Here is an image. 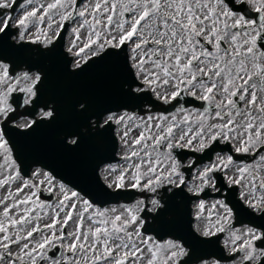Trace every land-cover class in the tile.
<instances>
[{
  "label": "snow or ice",
  "instance_id": "1",
  "mask_svg": "<svg viewBox=\"0 0 264 264\" xmlns=\"http://www.w3.org/2000/svg\"><path fill=\"white\" fill-rule=\"evenodd\" d=\"M25 3L0 0V264H264V0Z\"/></svg>",
  "mask_w": 264,
  "mask_h": 264
},
{
  "label": "water",
  "instance_id": "2",
  "mask_svg": "<svg viewBox=\"0 0 264 264\" xmlns=\"http://www.w3.org/2000/svg\"><path fill=\"white\" fill-rule=\"evenodd\" d=\"M94 86V80L92 78H85L80 82L77 83H73V84H69L66 86V92L71 95L72 93L76 92V91H86L89 90L90 88H92ZM65 116L66 118H70L71 117V112L70 109L68 108V106H65ZM45 135V139L51 143L53 140V134L51 133H46Z\"/></svg>",
  "mask_w": 264,
  "mask_h": 264
},
{
  "label": "flooded vegetation",
  "instance_id": "3",
  "mask_svg": "<svg viewBox=\"0 0 264 264\" xmlns=\"http://www.w3.org/2000/svg\"><path fill=\"white\" fill-rule=\"evenodd\" d=\"M21 5H25L26 6L25 0H17L16 11L13 12L14 15L20 10V6ZM72 26H73L72 24H69L68 25V29H70ZM70 39H71L70 32L68 30H66L65 34H64V45L65 46L67 45V43H68V41ZM180 99H181V102L183 103L184 97H181ZM187 107L191 108L192 105L188 104Z\"/></svg>",
  "mask_w": 264,
  "mask_h": 264
}]
</instances>
